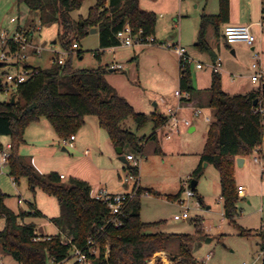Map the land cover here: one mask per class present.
I'll return each mask as SVG.
<instances>
[{
	"label": "rangeland",
	"instance_id": "1",
	"mask_svg": "<svg viewBox=\"0 0 264 264\" xmlns=\"http://www.w3.org/2000/svg\"><path fill=\"white\" fill-rule=\"evenodd\" d=\"M246 1L250 2L249 6L244 5ZM246 1L241 11L243 19L258 23L262 18L261 0ZM96 2L97 0H85L81 9L71 13L72 18L75 21L87 18ZM141 5L156 10L151 12L157 15L153 36L157 44L106 50L102 52L101 62L108 68L107 81L120 96L128 100L136 112L166 115L169 107L177 105L175 91L179 89L180 79L179 56L174 51L176 47H182L190 56L193 84L203 98V111L210 118L214 119L215 116V110L209 106L214 63L220 62L222 65L220 74L223 89L228 94L256 90L251 81L255 52L243 44L228 47L223 37L225 25H221L220 35H217L214 27L210 26L208 29L207 42L217 56L216 61L211 53L201 52L195 47L197 26L202 16L216 15L219 0H142ZM18 27H21L19 31L31 36L33 48L26 62L34 67L49 68L65 52L60 43L54 44L59 34L57 24L42 25L39 14L31 11L25 4L18 5L16 0H0V31L12 36ZM252 31L259 39L257 50L264 52V34L261 35V30L256 25L252 26ZM171 37L173 40L170 41ZM78 42V50L83 51V56L71 52L74 68H97L99 62L95 53L101 51L99 34L89 33ZM36 48L41 51L38 52ZM112 62L120 63L124 68L111 71ZM198 64L202 67L197 68ZM13 72L14 68L1 67L0 78H6L7 73ZM6 82L7 79L4 80ZM13 91V88L10 89V94L0 91V101H9ZM183 115L192 120L196 128L194 132H189L190 128L182 127L172 140H167V129L163 127L157 131L162 147L154 141H148L143 155L130 149L124 151V156L130 153L139 163V177L133 176V179H130L132 174L126 169L128 164L119 159L107 132L100 127L96 116L85 117L83 127L74 135L77 139L74 148L65 147L50 122L41 119L26 129V142L21 145L19 155L26 161H33L32 164L40 174H64L67 177L62 181L65 185L71 184V178H78L90 183L95 192L102 189L111 194L124 193L133 190L139 182L140 187L153 191L151 196H143L141 199V219L144 223H159L148 233L192 236L193 242L189 245V250L200 263L243 264L257 260L258 264H262L260 251L264 236V182L259 178L260 167L254 162L255 154L249 156L252 168L236 170L237 181H245L251 192L246 197H239L235 216L238 226L247 231L246 235H242V230L232 225L224 216L220 174L213 165L204 168V174L198 179L194 190L195 196L187 199L192 221L174 219L183 209L177 200L168 197L177 195L185 183L191 185L193 172L200 163L207 136L206 129L209 126L204 119L193 118L190 111H185ZM123 128L139 138H148L154 131V124L150 122L139 129L133 119H128ZM0 141L6 148L11 143V138L2 136ZM158 146L162 154L156 153ZM129 164L134 166L133 162ZM0 190L8 195L7 202L13 210H28L30 203H36L42 212V216L33 218L38 225L58 217L61 213L57 199L41 189L33 192L26 177L14 183L8 164L0 168ZM182 196L185 197V194ZM19 198L22 200L20 205ZM4 225V220L0 219V232L4 230ZM38 232L43 231L38 227ZM0 257L2 264L6 261H9L8 264H17L10 255L1 250ZM173 257L170 252H159L147 264H179L181 259L173 261Z\"/></svg>",
	"mask_w": 264,
	"mask_h": 264
},
{
	"label": "trees",
	"instance_id": "2",
	"mask_svg": "<svg viewBox=\"0 0 264 264\" xmlns=\"http://www.w3.org/2000/svg\"><path fill=\"white\" fill-rule=\"evenodd\" d=\"M16 1L18 5L25 4L31 11L38 13L42 25H58L56 43H60L64 50H71L76 43L80 46L78 41L88 36L92 29L98 30L101 50L119 46L116 35L127 24L136 33L142 31L145 37L155 34L157 15L143 11L140 0H97L88 17L78 21L72 18L71 13L81 9L85 0ZM261 13L264 20V0ZM229 21L230 0H219L216 15L202 16L195 47L201 52L211 53L216 61L217 56L207 42L208 29L212 26L217 35H220L221 25H226ZM16 48L13 44L12 50ZM74 53L83 56L81 50H75ZM95 57L99 66L94 69H75L73 55L63 65L54 62L46 69L24 64L25 69L33 71V77L15 88L12 94L15 97L14 104L11 99L0 101V137L11 138L8 165L13 181L18 182L20 178L26 177L33 192L41 189L56 198L61 213L51 219V222L60 233L71 237L73 243L82 249H86L89 240H94L100 247L102 259L109 244V264H147L157 253L165 251L174 255L173 261L180 258L179 264H204L198 262L189 250V245L193 242L192 236L148 233L159 224L144 223L141 219V199L145 192L152 195V190L139 187L138 196L126 207L123 226L114 228L108 225V207L92 197V187L88 182L73 178L70 185H65L58 173L40 174L31 161H26L19 155L21 145L26 142V129L41 119L50 122L61 140L75 135L83 127L86 116H96L113 146L122 148L123 153L130 149L143 155L148 141L158 144L157 131L166 125L168 117L162 113L146 115L136 112L128 100L120 96L107 81L108 68L101 64L102 53L97 51ZM179 79V88L192 96L196 88L191 63L183 68L182 61L179 62ZM209 91V106L215 110V116L209 125L191 186L203 176L205 163L213 165L220 174L224 216L232 225L242 230V235H246L247 231L235 221L240 201L235 167L237 158L252 156L258 147H262L264 158L263 120L254 112L257 105L255 102L261 92L253 90L228 94L223 89L221 74L214 71ZM128 119H133L139 129L152 122L153 133L148 138H139L123 128ZM156 153L162 154L159 146ZM129 165L126 169L131 176L139 177V168ZM136 186L137 184L134 188ZM182 192L183 188L177 195L168 198L177 200ZM7 198L8 195L0 190V219L5 222L4 230L0 232V250L3 253L10 255L17 264H51L52 259L62 261L68 257L70 246L61 244L59 235L44 237L36 232L35 224L24 222L26 218L42 216L40 212L31 207L30 211L16 213L7 206ZM261 250L264 251V236Z\"/></svg>",
	"mask_w": 264,
	"mask_h": 264
},
{
	"label": "built area",
	"instance_id": "3",
	"mask_svg": "<svg viewBox=\"0 0 264 264\" xmlns=\"http://www.w3.org/2000/svg\"><path fill=\"white\" fill-rule=\"evenodd\" d=\"M254 25L258 26L261 30V35L264 34V20H261ZM253 25H233L226 24L223 37L225 42L229 46H234L237 44H243L250 47L254 52L253 64H252V74L251 81L255 85L256 90L260 91L261 94L257 100V105L254 112L262 117L264 125V52L260 49L257 50L259 39L252 31ZM116 38L119 42V46L111 47L107 49H102L100 52L104 51H114L118 47H135V46H145V45H156V40L153 36H143L142 31L134 32L133 29L127 24L123 30L117 33ZM16 45V50H12V45ZM173 46V45H172ZM172 46H169L172 47ZM32 47L31 36L26 35L25 32L17 31L12 36L5 31H0V63L4 68H14L15 72L7 73L6 78L3 77L0 82L1 92L5 94H10V89L17 88L19 85L25 83L27 80L33 77L34 73L32 70H27L24 67L25 62L28 59V54ZM80 46L76 43L73 45V48L68 51L65 50L59 57H57L54 62H57L60 65H63L66 57L71 55V52L78 50ZM37 49V48H36ZM38 52L41 49H37ZM175 53L179 56V62L182 61V67L185 68L187 64L191 63L190 58L188 57L187 52L182 47H176L174 49ZM201 64L197 65V68H201ZM221 63H214L212 68L214 72H219L221 70ZM124 67L122 64L117 62H112L110 69L112 71L122 70ZM7 79V82L4 83V80ZM175 97L177 99V105L173 108H168V122L164 126L167 129V134L165 138L167 140L173 139L176 133L182 127L191 128L193 127V122L189 118H185L183 113L184 111L190 109L193 118L204 119L209 125L213 121L212 118L207 116L203 109L198 106L192 105V96L189 92L182 91L180 88L175 91ZM76 137L73 135L68 139H63L62 142L65 147L74 148ZM11 144L7 145L6 148L0 149V168L7 165L11 157ZM262 147L255 149L254 162L259 164L260 167V176L264 180V158L262 156ZM127 161L133 162L134 167H138V160L134 155L130 154L126 156ZM64 176H61L63 179ZM130 179H133V176H130ZM15 183V182H14ZM140 185L139 182L135 188L130 193L127 194H111L104 190H100L95 194H92V197L98 201H101L109 209L110 219L108 220V225L113 226L114 228H120L123 226V218L126 216V207L131 200L138 196V189ZM186 187L188 189L186 190ZM183 192L181 196L177 199V203L181 206L182 213L180 215L174 216L176 221L181 220H190L191 216L189 213V206L187 204V199L195 196V192L192 189L191 185L185 183ZM237 193L240 198L246 197V188L245 186H238ZM185 194V197L182 195ZM143 196H151L148 192H145ZM264 232V229H263ZM61 237V244L65 246H70L69 255L62 261H56L55 259L51 260V264H109L110 259V246L106 247L104 257H101V250L98 245H96L94 240H89L86 249H82L73 243L71 237H67L62 233L58 234ZM260 256L264 260V251H260ZM1 258V257H0ZM263 263V261H262ZM0 264L2 262L0 261ZM243 264H258V261L255 260L253 263L244 262Z\"/></svg>",
	"mask_w": 264,
	"mask_h": 264
},
{
	"label": "crops",
	"instance_id": "4",
	"mask_svg": "<svg viewBox=\"0 0 264 264\" xmlns=\"http://www.w3.org/2000/svg\"><path fill=\"white\" fill-rule=\"evenodd\" d=\"M246 1V0H245ZM242 1V0H230V21H229V23L228 24H233V25H253L254 23H251V22H248V21H246V20H244L243 19V17H242V15H241V11L244 9V5H246V6H249L250 5V2L249 1ZM245 2V3H244ZM243 3H244V5H243ZM142 0H141V2H140V6H141V9L143 10V11H148V12H151V11H156V10H152L151 8H145V7H142ZM245 6V7H246ZM196 8H197V6H196ZM261 10H262V0H261ZM149 9H151V10H149ZM261 15H262V13H261ZM210 16H213V15H210ZM18 21H19V18H18ZM199 25H200V23L198 24V26H197V36H198V30H199ZM254 26V25H253ZM18 30H21V27H18V29H17V31ZM197 36H196V40H197ZM169 40L171 41V40H173V37H171V38H169ZM232 51H234V50H232ZM33 52V51H32ZM33 53H35V52H33ZM234 55H235V51H234V53H233ZM188 57L190 58V56L188 55ZM192 62V61H191ZM25 64H28V65H31V66H33L32 64H30V63H28V62H26ZM124 67V66H123ZM112 71V70H111ZM107 77V76H106ZM211 86V85H210ZM195 88H196V91L194 92V94L192 95V105L193 106H198V107H201L202 109H203V107H204V104H203V98H202V96L200 95V94H198L197 93V87L195 86ZM224 88V87H223ZM226 92V91H225ZM227 93V92H226ZM241 94V93H240ZM156 107H158L157 105H155ZM186 111H190L191 112V110L190 109H188V110H186ZM185 112V111H184ZM164 114V113H163ZM184 114V113H183ZM196 130V128L193 126V127H191L190 129H189V132H194ZM208 130H209V126L207 127V129H206V134H207V132H208ZM166 139V138H165ZM77 139H75V141H76ZM110 140V139H109ZM172 140V139H171ZM110 143L112 144V142L110 141ZM0 144H1V146H2V148H5L4 147V145L1 143V141H0ZM10 144V142L7 144V145H9ZM158 144H159V146L160 147H162V144L160 143V140H159V136H158ZM112 146H113V144H112ZM114 147V146H113ZM115 148V147H114ZM116 149V148H115ZM63 151H66V148H63ZM123 155H124V153H123ZM128 155H130V153L128 154ZM241 158V157H240ZM250 158L251 157H242V159H243V162H242V164L241 165H238L237 163H236V167H235V178H236V182H237V185L238 186H245V188H246V194L248 195V193L250 192V190H249V188H248V186H247V183L245 182V181H242V182H238L237 181V177H236V170H238V169H250V168H252V161H250ZM238 159V158H237ZM32 163H33V161H32ZM129 164V163H128ZM210 165L208 164L206 167H204V168H207V167H209ZM59 174V173H58ZM60 176H64V178L62 179V180H66L67 179V177L64 175V174H59ZM259 178L261 179V182H264V180L261 178V176L259 175ZM71 179H73V178H71ZM90 184V183H89ZM263 185H264V183H262ZM91 186V185H90ZM92 187V186H91ZM100 190H102V189H99L98 191H100ZM98 191H93V187H92V194H95V193H97ZM132 191V190H131ZM130 190L129 191H126V192H124V193H119V194H127V193H130L131 192ZM251 193V192H250ZM263 193V192H262ZM261 193V195H263ZM21 202H22V200L19 198L18 199V204L20 205L21 204ZM6 204H7V206L9 207V205H8V202H7V199H6ZM29 209L28 210H23L22 208H19V210H13V209H11L10 207V209L11 210H13V211H15L16 213H18L19 211H30L31 210V207H34L35 208V210L34 211H38V212H40L41 214H42V212L39 210V207H38V205L35 203H30L29 204ZM46 217V219H48L47 218V216H45ZM53 219V218H52ZM24 222L25 223H33V224H35V226H36V232L39 234V235H42V236H44V237H48V236H57L59 233H60V230L51 222V219L49 220V221H47V222H44V223H42V224H39L38 225V223L37 222H35V220L33 219V218H26L25 220H24ZM5 226V225H4ZM38 227H39V229L41 230V231H43V232H38ZM47 229H49V232H46L47 231ZM160 253H163V252H160ZM9 263V261H6L5 262V264H8Z\"/></svg>",
	"mask_w": 264,
	"mask_h": 264
},
{
	"label": "water",
	"instance_id": "5",
	"mask_svg": "<svg viewBox=\"0 0 264 264\" xmlns=\"http://www.w3.org/2000/svg\"><path fill=\"white\" fill-rule=\"evenodd\" d=\"M90 33H92V34H94V33H98V30L97 29H92L91 31H90ZM54 44H56V42H54ZM232 53H234V51H232ZM0 67H2V64L0 63ZM2 81V78H0V82ZM11 103H15V97H12L11 98ZM257 104V101L255 102V105ZM116 151H117V154L119 155V159L123 162V163H126V164H128L129 162L127 161V159H126V156H124L123 155V150H122V148H116ZM242 162H243V159L242 158H238L237 159V164L238 165H241L242 164ZM208 164L207 163H205L204 164V167H206ZM196 186H197V182L196 181H194L193 183H192V189H195L196 188ZM188 221H190V220H188Z\"/></svg>",
	"mask_w": 264,
	"mask_h": 264
}]
</instances>
